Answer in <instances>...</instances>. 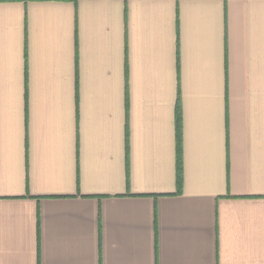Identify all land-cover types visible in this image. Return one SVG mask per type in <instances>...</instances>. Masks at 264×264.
Instances as JSON below:
<instances>
[{"label": "crops", "instance_id": "0c3cea01", "mask_svg": "<svg viewBox=\"0 0 264 264\" xmlns=\"http://www.w3.org/2000/svg\"><path fill=\"white\" fill-rule=\"evenodd\" d=\"M0 264H264V0H0Z\"/></svg>", "mask_w": 264, "mask_h": 264}, {"label": "trees", "instance_id": "16d2710c", "mask_svg": "<svg viewBox=\"0 0 264 264\" xmlns=\"http://www.w3.org/2000/svg\"><path fill=\"white\" fill-rule=\"evenodd\" d=\"M181 153L178 147V186L181 187L182 185V164H181Z\"/></svg>", "mask_w": 264, "mask_h": 264}]
</instances>
